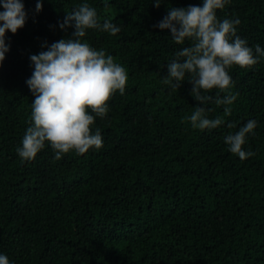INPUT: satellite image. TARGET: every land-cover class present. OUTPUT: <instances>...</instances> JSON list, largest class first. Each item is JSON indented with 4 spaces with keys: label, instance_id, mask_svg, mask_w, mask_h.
<instances>
[{
    "label": "trees",
    "instance_id": "1",
    "mask_svg": "<svg viewBox=\"0 0 264 264\" xmlns=\"http://www.w3.org/2000/svg\"><path fill=\"white\" fill-rule=\"evenodd\" d=\"M22 2L27 20L15 34L6 31L0 62V254L10 264H264V58L229 70L238 94L231 115L204 105L208 118L224 123L201 131L186 119L197 106L188 77L178 90L163 82L190 42L177 45L168 29L153 26L169 8L203 0H163L159 8L154 0H41L39 12L37 0ZM84 2L101 23L121 27L115 36L88 30L82 39L125 68V92L95 118L102 148L55 160L46 143L22 161L17 148L34 100L30 56L73 38L74 28L60 23ZM217 18H239L238 35L264 48V0H231ZM250 119L257 128L243 148L255 155L241 161L224 140Z\"/></svg>",
    "mask_w": 264,
    "mask_h": 264
},
{
    "label": "clouds",
    "instance_id": "2",
    "mask_svg": "<svg viewBox=\"0 0 264 264\" xmlns=\"http://www.w3.org/2000/svg\"><path fill=\"white\" fill-rule=\"evenodd\" d=\"M163 0H154L159 8ZM231 0H203L202 5L187 8H169L163 19L153 27L168 29L175 44L180 47L175 59L167 65L164 83L178 90L188 77L190 95L197 102L192 114L186 119L193 129L212 130L224 123L222 117L210 119L204 105L215 103L224 106V116L231 115L230 105L238 94L231 90L234 81L229 74L233 66L251 69L261 58L264 48L249 47L238 35L239 18L220 20L217 10H224ZM0 62L5 59L9 46L5 33L15 34L25 25L27 13L22 0H0ZM42 2L37 0L36 12L41 11ZM74 28L71 39H60L47 46L46 51L30 56L34 65L26 84L34 96L31 111V126L27 127L17 153L22 161L31 162L45 148L46 143L54 152V159L75 151L83 155L89 149L103 147L101 130L93 131L95 118H104L109 112L108 101L119 91L124 94L128 76L123 66L114 62L104 50L92 48L82 38L88 30H99L112 36L121 27L111 20L101 23L96 8L87 2L66 12L60 28ZM217 89V95H208ZM220 93H224L223 96ZM90 110V111H89ZM94 114V115H93ZM228 128L236 127L233 123ZM257 121L248 120L234 134H228L224 143L228 151L241 161L255 155L245 151L247 138L254 135ZM0 264H10L8 257L0 254Z\"/></svg>",
    "mask_w": 264,
    "mask_h": 264
}]
</instances>
